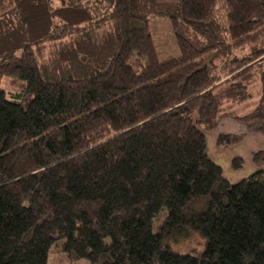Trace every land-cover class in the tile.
I'll return each mask as SVG.
<instances>
[{
	"label": "trees",
	"instance_id": "16d2710c",
	"mask_svg": "<svg viewBox=\"0 0 264 264\" xmlns=\"http://www.w3.org/2000/svg\"><path fill=\"white\" fill-rule=\"evenodd\" d=\"M263 65L264 0H0V264L61 238L90 264H264V148L236 182L209 153L264 134Z\"/></svg>",
	"mask_w": 264,
	"mask_h": 264
},
{
	"label": "rangeland",
	"instance_id": "374dc122",
	"mask_svg": "<svg viewBox=\"0 0 264 264\" xmlns=\"http://www.w3.org/2000/svg\"><path fill=\"white\" fill-rule=\"evenodd\" d=\"M148 22L159 60L167 61L179 57L180 50L171 26L170 18L166 15H151L149 16ZM134 60L135 59L133 58L131 62ZM261 77L262 75L260 73L255 76V81L249 88L250 97L246 100L248 108L240 110V114L251 110L261 99L263 94V80ZM0 87L6 91L8 99H19L20 84H11L10 77L0 75ZM239 127L243 128L242 131L244 132L241 133L239 128L233 127L232 125L228 126V124L224 123L222 128L223 132L230 133L237 131L238 133L239 131L240 134H238V136L241 137V140L233 145H217V143H213L211 150H209L212 158H214V160L222 167L225 176L231 182H236L245 178L255 171V166L253 164L254 152L258 149L264 148V134L256 130L254 126L247 127L241 125ZM229 129L232 131H229ZM216 134L217 133H213L211 138L215 137ZM234 160H237V163L240 164L238 167H234ZM166 214L167 212L165 210L154 220V232L158 230V227L165 219ZM64 243L65 239L61 238L52 244L47 258V264H90L88 259H69L63 249Z\"/></svg>",
	"mask_w": 264,
	"mask_h": 264
}]
</instances>
